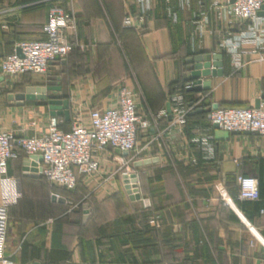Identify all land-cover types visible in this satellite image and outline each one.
Segmentation results:
<instances>
[{
  "label": "crops",
  "instance_id": "crops-1",
  "mask_svg": "<svg viewBox=\"0 0 264 264\" xmlns=\"http://www.w3.org/2000/svg\"><path fill=\"white\" fill-rule=\"evenodd\" d=\"M56 4L72 13L79 44L47 73L69 105L68 119L55 115L60 130L68 132L76 117L87 125L91 110L115 107L123 87L150 128L135 153L107 147L96 154V172L74 170L77 187L67 195L24 174L23 160L9 161L0 174V205L8 204L5 257L11 264H264V136L230 134L208 120L214 106L264 108V46L243 44L244 66L236 72L222 48L248 26L264 27V17L234 19L222 10L225 0H187L182 9L171 0L174 22L157 0L142 24L126 27L127 16L139 15L135 0H0V60L18 42L43 39ZM198 55H221L222 76L201 78L209 90L183 98L192 116L172 144L159 146L155 135L169 119L158 115L180 93H171L179 82L189 84L190 66L183 64ZM32 82L31 74H0V133L47 131L48 103L14 98ZM124 174L136 175L139 200L129 199ZM237 176L257 180L258 201L238 199Z\"/></svg>",
  "mask_w": 264,
  "mask_h": 264
},
{
  "label": "built area",
  "instance_id": "built-area-1",
  "mask_svg": "<svg viewBox=\"0 0 264 264\" xmlns=\"http://www.w3.org/2000/svg\"><path fill=\"white\" fill-rule=\"evenodd\" d=\"M135 1L139 15L127 16L124 19L126 27H137L142 24L153 2L157 0ZM162 1L169 17L175 22L176 14L171 10V0ZM178 3L179 8L182 9L187 5V0H178ZM263 6L264 0H225L222 10L234 19L252 22L258 17ZM42 31L43 39L18 42L11 53L1 58L2 76L19 78L26 74L46 75L51 64L64 61L79 46L72 13L57 4L49 9ZM246 43L252 44L257 51L262 50L264 27L250 25L236 37L223 42L222 48L229 54L231 67L235 72L244 66L240 58V49ZM17 50L20 54H17ZM259 60L263 61L264 57L260 55ZM188 86L189 84L185 88ZM167 105L169 109L158 115L169 119L167 127L155 135L159 146L172 144L174 137L182 133L189 112V109L183 107V96L180 93L171 95ZM208 120L212 126H217V129L230 134L264 136V108L261 105L218 107L209 111ZM60 123L58 118L52 116L48 121L47 131L40 136L26 137L17 136L13 132H1L0 174L5 175L9 161L17 160L21 154H24L23 167L24 161L29 160L26 166L28 171L23 170L24 174H30V170L35 168L37 174L51 186L73 191L77 184L74 170L82 175L96 172L99 168L96 154L107 147L128 154L135 153L138 137L150 128V123L137 111L134 94L125 87L119 90L115 107L104 111L91 110L87 125L76 117L72 120L70 130L64 132L60 130ZM203 141L205 143L206 139ZM32 156H40L41 162L33 161ZM32 162H35V167L31 165ZM130 175L132 174L128 176ZM5 181L11 182L8 178H5ZM236 183L240 201L259 200V186L255 178L237 176ZM51 195H54L56 200L59 198L55 193ZM16 199V196L12 197V201ZM7 220L8 204H1L0 264H11L4 255Z\"/></svg>",
  "mask_w": 264,
  "mask_h": 264
},
{
  "label": "water",
  "instance_id": "water-1",
  "mask_svg": "<svg viewBox=\"0 0 264 264\" xmlns=\"http://www.w3.org/2000/svg\"><path fill=\"white\" fill-rule=\"evenodd\" d=\"M258 16L264 17V6L262 7V10L258 13ZM17 54H20L17 50ZM222 58L221 55H206V56H195L192 58H189L186 61V64L190 66V69L185 74V80L189 83V86L186 87V91L190 93H199L201 91H207L209 90V83L208 82H202V77L207 76H222V70L220 69L222 67V64L218 62ZM220 69V70H218ZM61 87L59 86H53L50 82L47 83H34L26 88L24 93L16 94L14 96L16 101H44L47 102L50 106L51 115L55 116L56 114L63 115L66 119L69 118V111H68V101L62 99V95L60 94ZM49 93V94H48ZM190 106H192V102L189 103ZM256 106L259 107V102L256 103ZM218 108V106L212 107L211 110H214ZM167 109H169V106L167 105ZM204 111L202 109H198V113ZM214 128H217V126H214ZM117 153L128 156V153L126 152H120L119 150H116ZM31 159L33 161L41 162L40 156H32ZM27 164H29V160L26 159L24 161V171L27 170ZM33 167L36 166L35 162H32L31 164ZM31 178H41L39 174H37V170L35 168H32L30 170V174H28ZM123 183L126 190V193L129 196L130 200H139L140 195L138 194V190L136 187L137 184V177L135 174H132L130 176L123 175ZM129 182H131L134 186V190L132 191L131 186L129 185ZM52 200H56L55 196H52ZM57 200L61 202H65V199L58 198ZM86 209V206H84V210ZM31 264H39L37 262H33Z\"/></svg>",
  "mask_w": 264,
  "mask_h": 264
},
{
  "label": "trees",
  "instance_id": "trees-1",
  "mask_svg": "<svg viewBox=\"0 0 264 264\" xmlns=\"http://www.w3.org/2000/svg\"><path fill=\"white\" fill-rule=\"evenodd\" d=\"M188 60V59H187ZM187 60H185V62H184V66L186 65V61ZM184 80H181L180 82H179V85L178 86H176V89L175 90H172V92L171 93H174V92H176V91H179L181 94H182V96H183V98H185V96L187 95V94H190V92H188V91H186V88H185V86H184ZM192 116V114H188L187 116H186V119L187 118H189V117H191ZM64 123H65V121H64ZM24 159V154H21L20 155V157L17 159V160H23ZM40 180H43L44 182H46L43 178H40ZM76 187H77V184H76ZM49 189H50V191L51 192H55V193H62V194H67V193H70L71 191H66L64 188H61V187H57V188H55V187H49ZM76 189V188H75ZM74 189V190H75Z\"/></svg>",
  "mask_w": 264,
  "mask_h": 264
},
{
  "label": "rangeland",
  "instance_id": "rangeland-1",
  "mask_svg": "<svg viewBox=\"0 0 264 264\" xmlns=\"http://www.w3.org/2000/svg\"><path fill=\"white\" fill-rule=\"evenodd\" d=\"M33 82L34 83H47V82H52V76L51 75H32ZM57 188L56 186H53ZM62 195H67V194H62ZM62 198V197H61Z\"/></svg>",
  "mask_w": 264,
  "mask_h": 264
},
{
  "label": "bare ground",
  "instance_id": "bare-ground-1",
  "mask_svg": "<svg viewBox=\"0 0 264 264\" xmlns=\"http://www.w3.org/2000/svg\"><path fill=\"white\" fill-rule=\"evenodd\" d=\"M129 185L131 186V188H133V186H132L133 184L131 182H129Z\"/></svg>",
  "mask_w": 264,
  "mask_h": 264
}]
</instances>
